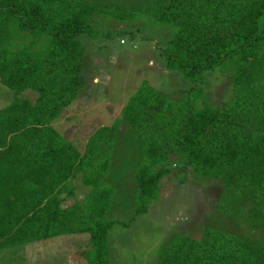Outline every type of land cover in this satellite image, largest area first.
<instances>
[{
	"label": "trees",
	"instance_id": "obj_1",
	"mask_svg": "<svg viewBox=\"0 0 264 264\" xmlns=\"http://www.w3.org/2000/svg\"><path fill=\"white\" fill-rule=\"evenodd\" d=\"M97 21L121 45L155 37L162 68L193 86L182 98L142 82L80 150L52 124L97 82L79 41ZM215 70L230 75L218 105L203 97ZM0 86L13 97L0 109V252L48 242L69 264H112L111 237L139 216L148 230L180 165L212 183V210L200 239L164 232L148 264H264V0H0ZM121 126L139 143L133 204L113 185Z\"/></svg>",
	"mask_w": 264,
	"mask_h": 264
},
{
	"label": "rangeland",
	"instance_id": "obj_2",
	"mask_svg": "<svg viewBox=\"0 0 264 264\" xmlns=\"http://www.w3.org/2000/svg\"><path fill=\"white\" fill-rule=\"evenodd\" d=\"M136 24L145 26L141 21ZM145 28L144 35H147L150 30L147 26ZM93 29V38L83 35L79 37V41L85 51L95 59L97 65L93 64L89 68V76L96 77L97 82L88 86L86 92L52 124L60 136L80 150L96 127L110 125L121 116V110L142 82L147 81L171 97L175 93L182 98L185 91L193 86L179 73L168 72L162 68L163 59L154 47L155 37L151 36L148 40L136 38L133 41L124 39L126 44L121 45L116 29H111L110 24L97 21L93 24ZM109 31L111 35L106 39L104 36ZM229 76L228 72L217 70L210 72L208 76L207 73L204 74L205 101L212 105L226 101ZM221 90L225 96H220ZM12 100L11 92L0 86V109ZM120 128L114 154L117 161L114 166L113 185L121 190L130 204H133L136 192L132 180L126 174L138 158L139 143L127 130L122 129L123 126ZM195 183L189 170L182 169L180 165L176 167V171L170 169V174L162 181L164 199L154 207L147 219L150 226L148 230L142 228L143 217L139 216L132 223L136 227L133 231L126 232L125 228H121L124 233L122 237L118 235L120 242L119 239L111 237L112 243L117 246L115 261L112 264H148L149 257L155 256L160 248L164 232L166 235L175 232L192 239H200L207 224V211L212 210L213 200L211 194L204 199L202 192L205 187L213 186L210 182L200 186ZM176 186H179V189L174 188ZM72 202L69 200L65 206ZM195 203L198 205L197 209L194 208ZM117 217L119 220H130V215L127 214H119ZM213 219L215 222L217 217ZM18 250L21 252H16L15 255L9 252L12 250L0 252V264H69L48 242L30 244ZM71 260L77 261L76 257Z\"/></svg>",
	"mask_w": 264,
	"mask_h": 264
},
{
	"label": "clouds",
	"instance_id": "obj_3",
	"mask_svg": "<svg viewBox=\"0 0 264 264\" xmlns=\"http://www.w3.org/2000/svg\"><path fill=\"white\" fill-rule=\"evenodd\" d=\"M209 74H207V76H208ZM225 96V95H224ZM221 103V102H220ZM223 103V102H222Z\"/></svg>",
	"mask_w": 264,
	"mask_h": 264
},
{
	"label": "crops",
	"instance_id": "obj_4",
	"mask_svg": "<svg viewBox=\"0 0 264 264\" xmlns=\"http://www.w3.org/2000/svg\"><path fill=\"white\" fill-rule=\"evenodd\" d=\"M69 200H71V199H69ZM68 203V202H67ZM67 203H65L66 205H67Z\"/></svg>",
	"mask_w": 264,
	"mask_h": 264
}]
</instances>
